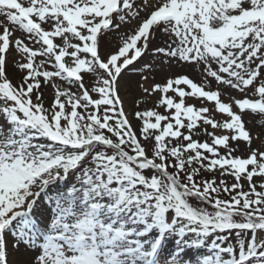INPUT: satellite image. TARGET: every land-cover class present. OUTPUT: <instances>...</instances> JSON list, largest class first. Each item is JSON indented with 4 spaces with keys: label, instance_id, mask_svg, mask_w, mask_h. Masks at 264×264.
I'll list each match as a JSON object with an SVG mask.
<instances>
[{
    "label": "snow or ice",
    "instance_id": "obj_1",
    "mask_svg": "<svg viewBox=\"0 0 264 264\" xmlns=\"http://www.w3.org/2000/svg\"><path fill=\"white\" fill-rule=\"evenodd\" d=\"M262 137L264 0H0V264H264Z\"/></svg>",
    "mask_w": 264,
    "mask_h": 264
},
{
    "label": "rangeland",
    "instance_id": "obj_2",
    "mask_svg": "<svg viewBox=\"0 0 264 264\" xmlns=\"http://www.w3.org/2000/svg\"><path fill=\"white\" fill-rule=\"evenodd\" d=\"M17 36H19L21 33L19 31H17ZM58 42V41H57ZM9 65H10V68H11V57H9ZM181 72H186L187 75H189L190 78H193L195 80V82H198V83H203L204 82V77L203 75L201 74L199 68L197 69H193V68H186L185 70L184 69H180ZM9 76L12 77L13 79V82H15V80L18 78V77H13L12 76V71L9 72ZM129 78L133 81L135 80H139L140 77L138 75H135V74H129ZM157 79L159 80L160 77L157 76ZM215 85L213 84L212 85V88L213 90H215ZM207 90V89H206ZM42 91L44 93V98H45V103L46 105L51 103V101L53 100L54 98V90L51 89V88H42ZM232 95L235 97V96H239V93L237 92H232ZM132 96H135V97H140V92L139 91H133L132 94L129 96V98L126 100V103H125V108L126 110H129L132 108ZM153 99H155V97H153ZM221 99L223 102H229L228 100V97L227 95H222L221 96ZM188 103H191V104H194L196 107H201V106H204V107H208L209 109L212 110V112L210 113L211 115L214 116L215 119L217 120H223V119H226V117L223 115V114H218V113H215L214 111V104L213 102H203L201 103L200 100H197V99H189L188 100ZM145 107H153L152 103L149 102L148 104H141L140 105V108L143 109ZM161 112L164 111V109H159ZM255 119V117H250L248 115H245L244 116V120L245 121H248L247 123V127L251 129L252 131V135H253V139H254V143L252 145V147H256L260 141L259 140H256V136H257V133L261 131V129L259 128V126H254L253 121ZM208 130L209 131H213L210 126H208ZM222 130H217V134H221ZM198 139L203 142L205 140H207L208 138L205 136V135H201L200 137H198ZM262 139H264V137H262ZM210 142V141H209ZM234 147H235V144H234ZM223 151V150H221ZM235 155H241V156H246L248 153L246 152L245 150V144L244 143H240V151H237L234 153ZM208 174L205 173V176H207ZM219 174L217 173V179H219ZM227 181L229 183L233 182V178L232 177H226ZM207 254V253H206Z\"/></svg>",
    "mask_w": 264,
    "mask_h": 264
},
{
    "label": "bare ground",
    "instance_id": "obj_3",
    "mask_svg": "<svg viewBox=\"0 0 264 264\" xmlns=\"http://www.w3.org/2000/svg\"><path fill=\"white\" fill-rule=\"evenodd\" d=\"M197 69V68H196ZM185 70V69H184ZM9 72H11V68H9ZM193 79V78H192ZM194 80V79H193ZM194 82H195V80H194Z\"/></svg>",
    "mask_w": 264,
    "mask_h": 264
}]
</instances>
